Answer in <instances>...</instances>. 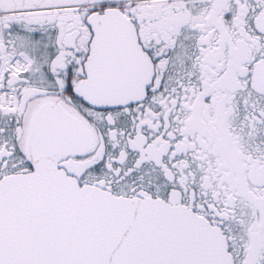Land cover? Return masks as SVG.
<instances>
[{"label":"snow or ice","instance_id":"snow-or-ice-1","mask_svg":"<svg viewBox=\"0 0 264 264\" xmlns=\"http://www.w3.org/2000/svg\"><path fill=\"white\" fill-rule=\"evenodd\" d=\"M0 264H264V0H0Z\"/></svg>","mask_w":264,"mask_h":264}]
</instances>
